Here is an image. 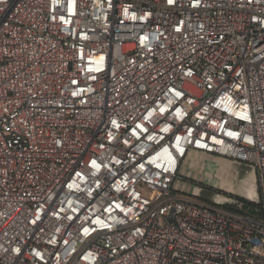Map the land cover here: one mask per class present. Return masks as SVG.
Segmentation results:
<instances>
[{"label": "built area", "instance_id": "1", "mask_svg": "<svg viewBox=\"0 0 264 264\" xmlns=\"http://www.w3.org/2000/svg\"><path fill=\"white\" fill-rule=\"evenodd\" d=\"M0 264H264V0H0Z\"/></svg>", "mask_w": 264, "mask_h": 264}, {"label": "rangeland", "instance_id": "2", "mask_svg": "<svg viewBox=\"0 0 264 264\" xmlns=\"http://www.w3.org/2000/svg\"><path fill=\"white\" fill-rule=\"evenodd\" d=\"M194 164L197 166L191 168V165ZM202 165L203 162L200 159L196 162L193 156L186 160L185 169H190L204 184L192 180L191 183L181 185L186 192L203 196L199 190L206 191L210 202L222 207L227 203L242 202L245 206L244 211H251L258 215L260 212V192L253 166L241 162L205 161L206 172L201 173ZM241 184L245 185L243 192L239 190Z\"/></svg>", "mask_w": 264, "mask_h": 264}, {"label": "water", "instance_id": "3", "mask_svg": "<svg viewBox=\"0 0 264 264\" xmlns=\"http://www.w3.org/2000/svg\"><path fill=\"white\" fill-rule=\"evenodd\" d=\"M201 160L202 162H203V165L201 166V173H205L206 172V166L204 165V163H205V161H216V160H221V161H230V162H237V161H233V160H230V159H226V158H222V157H217V156H211V155H204V156H201V157H199L198 158V160ZM239 163V162H238ZM253 168V167H252ZM255 171V170H254ZM183 173H184V175L187 177H189L191 180H193V181H195V182H198V183H200V184H202V185H204L203 183H202V181L200 180V178H198L196 175H195V173H193V172H189L188 170H184L183 171ZM185 192H186V190L185 189H183ZM199 190V189H198ZM239 190H240V192H243L244 190H245V185L244 184H241L240 185V188H239ZM200 192H202L203 193V196L202 195H200V194H197L198 195V197H196L197 195L194 193L193 195L191 194V193H189V192H186L188 195H190V196H192V197H195V198H198V199H201V200H204V201H207V202H209V203H212V202H210V200L208 199L209 198V196H208V194L206 193V191H203V190H199ZM199 192V193H200ZM206 194V195H205ZM196 195V196H195ZM205 195V196H204Z\"/></svg>", "mask_w": 264, "mask_h": 264}, {"label": "trees", "instance_id": "4", "mask_svg": "<svg viewBox=\"0 0 264 264\" xmlns=\"http://www.w3.org/2000/svg\"><path fill=\"white\" fill-rule=\"evenodd\" d=\"M224 208L237 212V213H241V214H245L246 211H244V207L242 202H237V203H227L225 206H223Z\"/></svg>", "mask_w": 264, "mask_h": 264}]
</instances>
